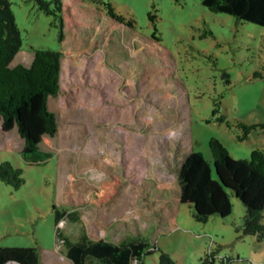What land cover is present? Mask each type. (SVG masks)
Here are the masks:
<instances>
[{"label": "rangeland", "instance_id": "rangeland-1", "mask_svg": "<svg viewBox=\"0 0 264 264\" xmlns=\"http://www.w3.org/2000/svg\"><path fill=\"white\" fill-rule=\"evenodd\" d=\"M8 1L21 38L9 66L51 49L61 74L48 100L58 128L39 144L48 160L22 161L23 140L0 122V161L23 179L0 181V245L35 246L41 264H71L55 231L71 241L84 231L117 244L146 237L155 249L143 264H158L159 250L177 264H264V239L241 233L244 205L230 194L229 215L199 223L177 199L176 175L187 153L212 164V138L234 159L264 151V128L238 139V124L264 122V27L202 0H102L132 27L101 3L61 0L60 42L57 18L31 0ZM56 209L76 220L56 225Z\"/></svg>", "mask_w": 264, "mask_h": 264}, {"label": "trees", "instance_id": "trees-1", "mask_svg": "<svg viewBox=\"0 0 264 264\" xmlns=\"http://www.w3.org/2000/svg\"><path fill=\"white\" fill-rule=\"evenodd\" d=\"M45 15L57 18L59 41L63 34V6L61 0H31ZM89 1V0H83ZM101 3L106 16L115 22L132 27L109 3ZM209 11L232 15L236 19L264 27V0H202ZM21 38L10 3L0 0V122L5 132L13 127L24 144L19 151L22 161L42 163L51 153L41 150L44 136H55L58 124L48 106L50 97L60 93L61 53L51 49H31L32 61L28 66H9L20 49ZM222 120V119H220ZM244 139L250 131L264 128L258 124H238ZM212 164L199 152L184 154L177 165L178 201L193 208L192 217L205 223L211 215L221 218L230 214V194L245 207L242 235L264 239V151H250L248 159H234L226 148L212 138L209 141ZM212 165V166H211ZM212 169L216 174L213 178ZM0 181L11 187L23 184L22 170L9 162L0 161ZM55 224L65 217L76 220V211L54 210ZM57 239L63 242L65 257L71 264H143L144 257L155 247L146 237L129 236L118 244L104 239H91L84 231L71 241L60 231ZM41 253L35 246L18 247L0 245V264H41ZM158 264H177L166 252L159 250ZM221 264H226L224 261Z\"/></svg>", "mask_w": 264, "mask_h": 264}]
</instances>
